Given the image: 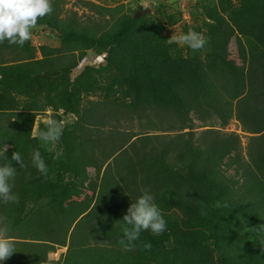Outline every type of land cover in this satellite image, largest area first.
Listing matches in <instances>:
<instances>
[{
	"label": "trees",
	"instance_id": "obj_1",
	"mask_svg": "<svg viewBox=\"0 0 264 264\" xmlns=\"http://www.w3.org/2000/svg\"><path fill=\"white\" fill-rule=\"evenodd\" d=\"M62 2L52 0L53 12L38 24L63 41L80 42L98 53L117 52L118 61L129 70L140 69L141 77L127 92L128 105L91 104L79 114L72 142L69 136L63 142L70 170L85 173L93 167L99 176L105 167L100 182L90 183V209L56 216L45 212L57 190L28 163L32 150L40 151L31 137L33 116L0 112V150L6 145L8 158L0 156V166L10 163L15 151L26 165L12 161L17 201L0 202L16 251L0 264H134L118 240L123 216L141 189L151 190L165 220V205L171 202L213 226L218 216L254 222L264 240V0H237L223 23L235 31L231 41L244 67V90L228 51L206 48L202 55L173 59L150 43L131 44L132 19L95 36L63 17ZM233 119L247 137L244 148L241 135L226 131ZM43 128L40 124L39 131ZM96 151L101 157H94ZM55 246L67 247L60 262L48 258Z\"/></svg>",
	"mask_w": 264,
	"mask_h": 264
},
{
	"label": "rangeland",
	"instance_id": "obj_2",
	"mask_svg": "<svg viewBox=\"0 0 264 264\" xmlns=\"http://www.w3.org/2000/svg\"><path fill=\"white\" fill-rule=\"evenodd\" d=\"M236 5L237 0L62 2L63 17L74 19L95 36L112 30L117 23L122 25L132 19L135 28L131 44L150 43L156 50L163 48L170 58L185 59L200 52L202 55L206 48L220 54L228 51L239 72L238 86L244 90V67L231 41L235 31L232 27L223 28ZM190 30L207 40L202 49L193 51L186 45L168 42L172 35ZM116 56L117 52L98 53L96 48L86 47L80 42L63 41L56 32L39 24L32 30L31 40L23 47L7 40L0 43V112L31 114L33 138L46 119L53 118L62 124V135L55 143H45L36 138L49 169L48 175H41L31 159L28 161L32 171L55 184L54 200L44 208L53 216L62 211L72 213L82 207L89 206L90 209L93 206L89 186L91 182H100L105 167L99 176L93 167L87 168L85 173L70 170L63 160L67 156L63 142L68 136L70 141L73 140L79 114L91 104L128 105L127 92H133L132 87L137 84L141 73L134 66L129 70L127 63L125 66ZM132 127L137 132V123H132ZM144 131L159 134L151 129ZM226 131L241 135L242 147H245L247 137L240 132L234 119ZM100 155L96 151L94 157L99 158ZM165 208V231L160 235H154L150 230L143 231L146 236H140L135 242V250L129 251L134 264H264V240L259 239L254 222L218 216L219 223L213 226L171 202H167ZM71 232L72 228L69 234ZM68 240L69 235L67 243ZM143 243H151V251L144 250ZM66 251L67 247L55 246L48 258L60 262Z\"/></svg>",
	"mask_w": 264,
	"mask_h": 264
},
{
	"label": "clouds",
	"instance_id": "obj_3",
	"mask_svg": "<svg viewBox=\"0 0 264 264\" xmlns=\"http://www.w3.org/2000/svg\"><path fill=\"white\" fill-rule=\"evenodd\" d=\"M53 12L52 0H0V43L7 40L10 44L23 47L32 38V30L37 27L38 21ZM170 44L175 43L181 46H188L193 51L202 49L207 40L200 33L188 31L180 35H172L168 39ZM62 135V124L60 121L49 118L44 121V128L34 137L45 143H55ZM7 151L5 145L0 150V156H4ZM12 161L19 164L21 168L26 167L20 152H13L11 162L0 166V202L7 205L15 203L17 196L13 193V184L17 169ZM33 166L43 176L48 175V166L38 149L31 152ZM142 195L128 207L123 216L122 237L118 240L123 251H133L136 248L135 242L139 240L142 231H151L154 235H160L166 229L167 222L160 207L155 202V196L150 189H141ZM201 214L203 211V202ZM216 207H221L219 201ZM224 207H228L224 203ZM264 228V226H260ZM10 222L6 216H0V261L9 259L15 251L14 241L9 236ZM143 249L151 251V243H143Z\"/></svg>",
	"mask_w": 264,
	"mask_h": 264
}]
</instances>
